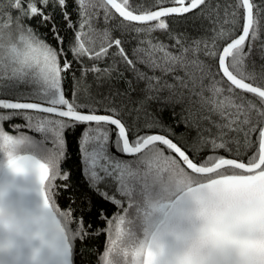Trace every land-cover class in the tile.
I'll list each match as a JSON object with an SVG mask.
<instances>
[{"label":"snow or ice","instance_id":"1","mask_svg":"<svg viewBox=\"0 0 264 264\" xmlns=\"http://www.w3.org/2000/svg\"><path fill=\"white\" fill-rule=\"evenodd\" d=\"M72 3L75 19L69 11V0H9L5 9L0 10V154L3 155L0 173L35 176L39 200L35 209H12L5 204V189L0 184V264H42L45 255L59 264H74L75 241L86 237L85 216L95 213L108 222L105 203L119 210L118 235H123V226L131 222L126 209L135 208L142 214V238L129 230L127 235L133 243L130 249H122L124 264H264V248L239 244L253 236L264 240V217L258 218V227L250 219L252 208H264L259 191L253 194L243 186L236 190L238 205L233 219L238 227L234 232L218 233L223 243L215 248L225 258L175 261L172 258L175 245L161 230L157 215L163 209H157L155 204L159 191L175 183L182 171L205 176L264 169V64L257 68L251 60L255 42L264 31V0L259 4L256 0H236L234 6L229 5L231 11L225 10L223 23L212 29L210 38L190 42L183 34H172L169 21L192 14L204 15L209 0H153L150 4L137 0H72ZM57 8L65 26L73 32L67 50L65 38L54 21ZM11 9L19 15L13 17ZM36 17L40 25H51L56 47L41 38L31 25L23 23ZM101 21L104 26L97 27ZM113 24L117 30L145 37L137 41L133 50L135 60L129 57L123 41L112 35ZM161 31L168 34L173 41L171 45L150 38ZM111 49L115 51L110 54ZM259 51L264 59V44ZM69 52L72 60L68 59ZM110 55L136 72L138 79L147 80L150 91L166 89L175 93L179 89L197 95L202 106L223 119L224 123L218 126L222 135L234 133L238 139L233 142L239 144L242 138L251 153L246 159L237 153L236 158L220 155L197 160L194 154L190 155L191 149L186 150L167 135L152 133V124L146 122L144 130L134 128L116 108L101 109L91 102H78L75 87L71 97L65 93L64 80L69 74L74 85L78 83L74 63L81 65L82 77L89 72L96 73L97 78L108 77L113 66L101 68L93 63L84 67L83 60L95 62ZM137 63L170 75L174 83L140 72ZM178 69L183 70V76L176 74ZM16 118L23 119L29 130L43 134L45 140L5 130L4 123ZM10 127L19 132L22 126ZM74 130L78 135L85 189L80 196L84 215L75 219L71 217V209L61 213L53 203L58 194L56 181H63L61 186L65 190L71 188L70 173L62 171L60 165L66 158L67 135ZM43 143L52 144L44 150L43 157L31 151L20 154L25 148H40ZM210 143L213 150L226 148L223 140L217 143L213 139ZM252 179L264 180V172ZM137 198L147 205L142 212L140 205L132 203ZM111 254L109 248L104 254V264H114L109 258Z\"/></svg>","mask_w":264,"mask_h":264},{"label":"trees","instance_id":"2","mask_svg":"<svg viewBox=\"0 0 264 264\" xmlns=\"http://www.w3.org/2000/svg\"><path fill=\"white\" fill-rule=\"evenodd\" d=\"M138 3L150 4L153 0H137ZM259 4L261 0H256ZM9 3V0H0V10H4L5 6ZM236 0H209V7L205 10L204 15L192 14L183 19L170 20V28L172 34H183L187 38L188 42L192 39L210 38L213 35L212 29L218 28L225 19V10L231 11L229 5H235ZM74 5L72 0H69V11L73 14L75 19V13L73 12ZM13 17L19 15L14 9L9 10ZM52 11V9H49ZM54 21L60 34L65 38L64 48L68 49L73 32L65 26L64 20L60 15L59 9L54 11ZM25 24L31 25L36 29L41 38L53 47L57 46L56 40L53 38L50 31L51 25L42 26L39 23V18H33L31 20L25 19ZM97 27L102 28L103 21H101ZM112 35L115 38H119L123 41L125 50L129 53V57L135 60L136 54L133 51L137 47V41L144 39L145 37L137 36L134 32L126 30H117L116 25L113 24ZM238 34V30H237ZM156 40L163 41L165 44L171 45L172 40L169 39L167 33L155 32L152 37ZM99 43V41H97ZM264 44V31L261 32L259 39L255 42V51L251 57L252 61H255L257 68L261 64H264V59H261V53L259 51L260 45ZM144 47V46H142ZM115 49L110 50V54ZM68 59L72 60V54L68 53ZM203 59V57H201ZM95 63L98 67L107 68L113 66L114 70L108 77L101 76L97 78V74L93 72L87 73L86 76H81V65L74 63L73 71L75 79L78 81L74 85L73 77L69 74L64 80L65 93L71 97L74 87L78 102H91L94 103L97 108H116L134 128L144 130V126L147 123L152 124V133H163L174 139L186 150L191 149L190 155L194 154L197 160H202L208 156H230L236 158L237 153L242 159H246L251 153L252 149L245 147L244 141L240 139V143L236 144L233 141L238 139L234 133L225 132L223 135L220 132L219 125L224 121L221 116L213 111H210L207 107L202 106L200 98L190 92L183 90H176L175 93H170L168 90L160 92H153L148 89V81L137 78V73L128 67L118 57L111 56L107 59L100 61H90L88 59L83 60L84 67H91ZM137 69L140 72L146 73L148 76L160 77L162 81H168L174 83L170 75L162 73L159 70L152 71L143 64H136ZM178 75L183 76V70H177ZM199 91V89H197ZM208 95L207 92L204 93ZM151 97V98H149ZM139 110V111H137ZM10 125H21L19 132H13ZM25 121L21 118H16L10 122L4 123L5 130L12 132L14 135L33 134L38 139L45 140V136L29 130L24 127ZM77 130H74L73 134L67 135V149L66 158L62 161L60 167L64 172L70 173V180L68 183L71 185L70 189L65 190L61 185L63 181H56L57 195L53 200V203L58 206V210L61 213L68 212L71 209V217L73 219L84 215L83 201L80 199L81 192L84 191V179L82 176L81 159L78 148V135L75 134ZM216 139L217 143L221 140L226 142L225 149H212L210 143L211 140ZM255 142V137L252 138ZM43 145V144H42ZM44 148L48 149L51 146L48 143L44 144ZM30 151L25 148L20 154ZM126 159V158H125ZM3 160V155L0 154V161ZM260 172H264L261 169L255 173H240V172H225L219 174H210L205 176L194 177L199 179L200 182L210 180L212 178L234 177L240 175L258 176ZM2 173H0L1 175ZM198 182H194L196 184ZM176 197V196H175ZM174 197V198H175ZM104 211L108 217L106 222L104 217H97L95 213L85 216V224L83 230L86 233L85 239L76 240L74 247V264H102L103 257L107 248L113 246L108 244L110 236L112 234V226H114L113 220L118 213V209L111 203L104 204ZM164 216V215H163ZM162 216V218H163ZM160 219V221L162 220ZM72 227L75 229L76 225Z\"/></svg>","mask_w":264,"mask_h":264},{"label":"water","instance_id":"3","mask_svg":"<svg viewBox=\"0 0 264 264\" xmlns=\"http://www.w3.org/2000/svg\"><path fill=\"white\" fill-rule=\"evenodd\" d=\"M174 142L176 141L174 140ZM0 184H3L5 189L4 201L6 206L12 209H20L21 207L35 209L39 205L35 191V176L12 177L2 173ZM240 186L246 187L253 194L259 191L261 200L264 202V180L257 182L247 175L212 178L188 187L171 201L160 222L161 230L171 237L175 245L172 251V258L175 261L204 260L208 257L225 258V254L215 248L209 249L207 252L192 253L189 242L201 224L207 226L209 237L216 240L218 244L223 243L218 233L236 230L238 225L233 219V215L238 205V198L235 192ZM19 199L23 200L21 206L16 205V201ZM260 217H264V208H252L250 210V219L256 223L257 227ZM239 244L246 248H264V240L254 236L239 241ZM44 262L46 264H59V261L48 255H45L42 264Z\"/></svg>","mask_w":264,"mask_h":264},{"label":"rangeland","instance_id":"4","mask_svg":"<svg viewBox=\"0 0 264 264\" xmlns=\"http://www.w3.org/2000/svg\"><path fill=\"white\" fill-rule=\"evenodd\" d=\"M37 119H39V117H37ZM35 123H36V120L33 121L34 125H35ZM25 135L31 136L37 141H42V140L38 139L37 137H34L35 135H33L32 133L31 134H25ZM43 141H44V139H43ZM44 144L45 143H43V145H41L40 148H33L30 151L33 154H36L40 157H43L44 156V150H45ZM48 144L52 147L51 143H48ZM28 152L29 151L24 152L23 154H27ZM198 181H199V179L194 177L192 174L182 171L180 174H178V176L175 180V183H173L171 185L164 186L159 191L158 196L155 198V204L157 206V209H161V208L163 209V212L157 213L158 219L160 220L162 218V216L165 214L166 209L168 208L169 204L171 203V201L174 199L175 196H177L179 193H181L183 190L187 189L188 187L195 185L193 183L198 182ZM198 183H196V184H198ZM117 198L120 199L121 197H117ZM22 203H23L22 199H19L16 201L17 206H21ZM132 203L140 205L141 212L144 209H146V207H147L146 203H143L140 198H137L136 200L132 201ZM126 211H127L128 220L131 222L126 223L123 226L124 234L118 235V233H119L118 220L115 217V219H114L115 224H114V226H112L113 232L110 236L111 237L110 240L108 241V244H110V245L113 244V246H109L107 248V250L109 248L112 249V254L109 258L114 261V264H124V258L121 255L122 249H124V248L130 249L132 246L133 240L127 235L129 230L131 229L134 233L139 235L141 238H142V234H143L142 214L137 213L135 208L126 209ZM102 264H104V257H103Z\"/></svg>","mask_w":264,"mask_h":264},{"label":"clouds","instance_id":"5","mask_svg":"<svg viewBox=\"0 0 264 264\" xmlns=\"http://www.w3.org/2000/svg\"><path fill=\"white\" fill-rule=\"evenodd\" d=\"M189 243L192 253L207 252L209 249H214L218 245L216 240L209 237L207 226L202 224L193 233Z\"/></svg>","mask_w":264,"mask_h":264},{"label":"flooded vegetation","instance_id":"6","mask_svg":"<svg viewBox=\"0 0 264 264\" xmlns=\"http://www.w3.org/2000/svg\"><path fill=\"white\" fill-rule=\"evenodd\" d=\"M249 177H251L250 175H249ZM254 177H258V176H254ZM254 177H251V178H254ZM115 223V220H113V223L112 224H114Z\"/></svg>","mask_w":264,"mask_h":264}]
</instances>
